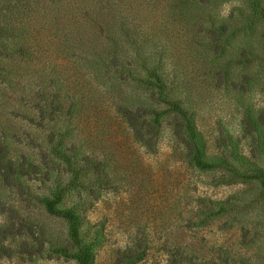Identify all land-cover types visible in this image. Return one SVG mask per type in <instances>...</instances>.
<instances>
[{
	"label": "rangeland",
	"instance_id": "1",
	"mask_svg": "<svg viewBox=\"0 0 264 264\" xmlns=\"http://www.w3.org/2000/svg\"><path fill=\"white\" fill-rule=\"evenodd\" d=\"M144 1L114 64L82 41L83 19L67 21L77 51L61 30L42 46L26 40L39 24L16 12L25 1L0 0V264H77L42 202L76 179L56 145L80 172L60 206L80 216L90 264H264V20L253 0ZM163 98L221 165L190 160L173 113L146 142Z\"/></svg>",
	"mask_w": 264,
	"mask_h": 264
},
{
	"label": "trees",
	"instance_id": "2",
	"mask_svg": "<svg viewBox=\"0 0 264 264\" xmlns=\"http://www.w3.org/2000/svg\"><path fill=\"white\" fill-rule=\"evenodd\" d=\"M9 0H4L8 2ZM25 3L15 4L16 12L30 22V25L39 24L33 30H28L29 34L26 40L33 38L34 43L38 45H50L49 38L56 34V31L61 30L64 34V43L68 45L71 51H77L78 42L72 34V30L67 29L69 23L73 21L84 20L90 22V25L84 23V26L90 27L86 34L82 35V41L95 42L100 51L101 58H110V62L114 64H124L123 60L131 54L130 38L132 37L131 28L138 30L142 23L137 24L136 18L141 14L144 0H23ZM150 6V5H149ZM254 13L258 19L264 20V6H260L253 0L252 3ZM137 11V12H136ZM14 12V14H16ZM18 16V17H19ZM17 17V18H18ZM79 17V18H78ZM11 19V18H10ZM9 19V20H10ZM67 21L69 23H67ZM45 32V34H42ZM23 36V35H22ZM21 36V38H22ZM139 36V33H137ZM136 43V40H133ZM126 50L125 56L121 53ZM83 52V50H81ZM150 75H154L159 81L163 78L158 75L156 70L149 71ZM148 74V75H149ZM154 87V85H153ZM165 99L169 108L166 110L153 111V118L149 121L150 130L145 138L148 144H152L154 139L151 138V133H158L160 120L165 113H173L175 121L177 122L176 135L181 143L188 149L189 158L200 168H212L218 164L216 161L204 158L203 151L205 145L201 140V135L196 131L193 125L189 112L185 110L179 103ZM135 123V122H134ZM140 132L138 131V134ZM141 137L144 138L141 134ZM53 152L67 165L71 166V170L75 171V178L65 184L64 186H57L51 195H46L42 198V202L46 210L54 216L64 218L68 224L67 238L69 243L74 248L70 250L69 247H62L63 253L76 259L77 264H90L93 258V243L86 242L80 235L81 218L76 212L75 207L63 208L60 203L69 192L77 189L79 184L77 179L80 172L73 167V159L67 153V150L61 148L59 145L54 146ZM254 178L260 181L264 189V169L257 168L255 170ZM135 253L130 255L134 257ZM130 258V259H131Z\"/></svg>",
	"mask_w": 264,
	"mask_h": 264
}]
</instances>
